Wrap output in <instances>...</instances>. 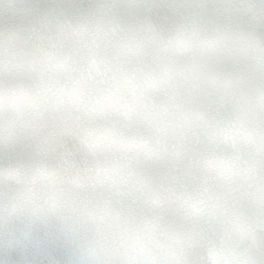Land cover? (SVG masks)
<instances>
[{
    "label": "snow or ice",
    "instance_id": "snow-or-ice-1",
    "mask_svg": "<svg viewBox=\"0 0 264 264\" xmlns=\"http://www.w3.org/2000/svg\"><path fill=\"white\" fill-rule=\"evenodd\" d=\"M0 264H264V0H0Z\"/></svg>",
    "mask_w": 264,
    "mask_h": 264
}]
</instances>
